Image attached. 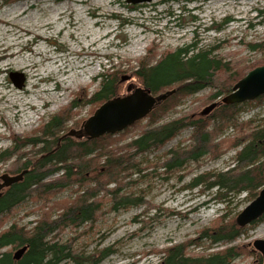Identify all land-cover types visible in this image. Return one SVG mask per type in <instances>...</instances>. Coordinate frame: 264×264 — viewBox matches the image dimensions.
Segmentation results:
<instances>
[{"label":"rangeland","instance_id":"1","mask_svg":"<svg viewBox=\"0 0 264 264\" xmlns=\"http://www.w3.org/2000/svg\"><path fill=\"white\" fill-rule=\"evenodd\" d=\"M78 1L85 2L80 5ZM25 4L32 8L28 17H37V20L31 22L25 17L23 23L25 26L34 25L32 29L35 31L38 30L40 21L54 17L55 11H68L72 16L75 15L72 14L74 9H81L83 16L90 20V10L98 8L106 14L101 19V27L97 28L102 37L95 44H90L86 38V47H83L79 44L82 41V36L79 35L81 31L75 28L71 30L75 32V36L67 30L29 45L27 40L31 36L18 39V30L3 22L16 17ZM252 44L260 45L263 50H252L249 47ZM0 45L11 46L10 51L20 52L17 61H37V69L44 70L47 77L33 87L35 79L29 71L11 66L3 68L15 62V58L0 60V68H3L0 72V93L4 89L12 90L19 97L34 99L39 104L37 109L27 107L25 113L15 117L7 99H0V154H3L28 139L46 140L47 137L41 134L42 127L75 101L78 105L72 110L71 120L61 135L64 137L72 130L79 131L82 124L102 106V103L91 100L101 87L100 76L111 69L118 71L120 96L132 94L136 88H144L135 73L139 69V61L148 54L151 46L159 54L195 47L198 50L212 51L228 64L254 68L264 66V0H155L140 5L129 4L127 0H0ZM40 47L46 51L44 56L36 55ZM82 60L88 66L76 68ZM62 63L67 67V72L60 75L49 74L50 70ZM93 69L95 72H92ZM250 71H245V76ZM13 73L25 77L23 89L16 87L11 80ZM75 76H81L84 82L75 80ZM125 77L129 80L123 82ZM57 81H60L61 87L57 85ZM129 86L133 87L128 92ZM176 88L177 86H173L170 90ZM45 89H51L52 92L41 93ZM215 92L217 90L214 88L205 87L192 95H180L175 99V106L161 114L159 109L162 103L164 105V100L154 110L156 118L161 115L156 124H151V119L154 118L148 116L125 131L111 135L112 140L106 141L109 144L106 145L103 141L99 146L102 150L107 149L106 153L110 151L116 154L113 155L115 158L127 160L135 153L134 149L129 148V144L151 127L156 128L186 117L206 120L213 117L220 108L206 117L201 116V113L227 96L211 100V95ZM164 94L166 92L152 95L158 97ZM261 98L240 105L239 125L225 127L215 142L224 146L227 140L247 136L257 128H263L264 98ZM46 99L54 102L45 105ZM61 99L63 102H60ZM29 118L32 120H28ZM209 122L208 130H212L219 119ZM194 131V128L186 127L164 146L132 156L130 164L123 166L126 168L125 172L119 173L118 185L113 183L107 186V189L114 191L122 182L118 202L121 203L126 197H132L131 201L123 206L119 205V209L115 210L114 202L110 201L111 196L100 193L98 199L103 200V205L97 221L74 227L70 226L72 219L69 217L65 228H58L56 233L49 236L47 241L50 245H57L58 251V247H64L71 257H84L82 264H91L88 262L90 257L97 260L96 264H163L168 257L167 250L181 245L186 247L185 254L191 258H208L233 248L245 249L249 254L240 255L231 264H262L261 255L253 252V243L264 240V221L240 228L238 237L230 242L213 243L210 238L202 237L203 231L215 228L219 219L224 223L236 221L238 215L251 203L248 194H229L220 200L217 188L207 190L205 185L190 187L201 175L220 174L230 170L236 165L237 152L249 141L235 149L227 148L226 145L225 152L219 158H212L208 154L199 162L189 161L181 168L171 170L165 167L171 159V151L192 145ZM41 147L42 145L28 146L7 162H1L0 177L5 173L18 175L19 160H39ZM100 153L98 151L95 158L91 156L88 159H94L91 162L93 167L104 170L108 156H99ZM61 176L62 174H56L48 181L53 182ZM210 181L212 179L208 183ZM90 187L95 186L88 182L83 190H79L78 185L65 190L55 189V195L47 204L43 198L34 194V197L0 216V235L16 226L30 236L44 219L59 220L67 207L79 201L80 196ZM211 233L216 235L215 231ZM17 250L11 246L3 252L13 256ZM107 250L109 253L102 256ZM61 264L75 262L68 259Z\"/></svg>","mask_w":264,"mask_h":264},{"label":"trees","instance_id":"2","mask_svg":"<svg viewBox=\"0 0 264 264\" xmlns=\"http://www.w3.org/2000/svg\"><path fill=\"white\" fill-rule=\"evenodd\" d=\"M172 1L179 2L182 0ZM249 47L254 51L263 50L260 45L252 44ZM254 69V67H240L239 64L225 63L212 51L198 50L195 47L180 48L173 52L159 54L154 46H151L148 48V54L139 61V69L135 76L141 81L143 87L155 96L175 91L164 101V105L161 104L162 107L159 106V110L163 114L169 107L175 106V99L177 100L178 96L192 95L200 92L205 87H212L217 90L211 95V100L229 95L232 92V87L245 77V71ZM100 78L101 87L93 95L91 102L104 104L120 96L121 86L118 71L111 69L102 74ZM173 86H177V88L170 90ZM263 98L264 96L261 99ZM77 105L75 101L74 104L63 109L60 114L52 117L42 127L41 134L43 137H47L46 140L28 139L0 154V163H3L16 154H20L21 149L28 146L37 147L42 145L39 160L29 158L24 162L22 160L17 162L19 166L17 172L19 174L26 170L28 172L23 181L12 185L3 192L0 198V216L9 213L28 198L34 197V194L43 198L47 204L50 198L55 195V189L65 190L70 186L78 185L80 187L78 189L83 190L82 188L88 182L95 187L88 188L80 196L79 201L68 206L65 214L59 220L49 221L44 219L33 229L30 236H27L22 228L16 226L1 234L0 264H61L68 259L75 262V264H82L84 257H71L69 253H66L64 247H58V251L57 245H50L47 241L49 236L56 233L58 228H65L69 217L72 219L70 226L79 227L85 223L94 224L103 205V200L98 199L100 193L111 196L110 201L114 202L113 208L115 210L119 209V205L128 204L127 202L131 201L132 197H126L121 200V203L118 202V193L122 190V182L114 191L107 189V186L118 183L119 173L125 172L126 168L123 166L127 163L130 164L132 156L164 146L186 127H192L195 130L192 136L193 143L189 148H179L170 152L171 159L164 165L168 169L181 168L189 161L199 162L208 154L212 158H219L225 152L224 147L226 145L227 148L235 149L249 141L243 148L241 147V151L237 152L236 165L230 170L220 174L201 175L191 183L190 187L205 185L207 190L217 188L220 200L225 199L229 194L247 193L251 202L259 196L264 188V162H262L264 159V127L257 128L247 136L227 140L224 146L215 142L225 127L239 125L240 105L218 106L215 110L220 109L209 120L200 117L195 119L186 117L156 128L151 127L129 144V148L134 149L135 153L129 156L127 160L125 158H115L113 155L116 154L110 151L106 153L105 150L107 149L102 150L99 146L103 141L106 145L109 144L106 141L112 140L111 135H105L91 141L77 140L72 137L63 138L61 134L66 131L67 123L71 120V112ZM154 110L151 112L152 114L150 113L151 115H148L154 118L151 119V124H156L161 118V115L158 116L160 118L154 116L156 114ZM215 118H218L219 122L213 125L212 130H208L210 127L209 121ZM248 124L245 126H248ZM98 151H101L99 156L103 157L105 154L108 156L104 170L93 167L91 162L94 159H88L91 156L95 158ZM56 174H62V176L53 182H51L52 180L48 181ZM209 179H212V181L208 183ZM89 190L92 192H89ZM95 198L97 199L94 200ZM262 221H264V215L256 223ZM216 224L215 228L203 231L202 237L210 238L213 243L230 242L238 237L240 227L236 221L224 223L222 219H219ZM214 231L216 235L211 233ZM11 246L18 250L27 247V251L20 260H15L11 253L3 252L4 249ZM167 251H163L168 253L164 264H231L240 255L249 254V251L245 249L233 248L208 258H191L186 256L184 245ZM108 253L109 250L103 252L102 256H106ZM88 262L96 264L97 260L90 257Z\"/></svg>","mask_w":264,"mask_h":264},{"label":"water","instance_id":"3","mask_svg":"<svg viewBox=\"0 0 264 264\" xmlns=\"http://www.w3.org/2000/svg\"><path fill=\"white\" fill-rule=\"evenodd\" d=\"M155 0H127L129 4L140 5L152 3ZM11 80L19 89H23L26 79L18 73L11 74ZM125 77L123 82L128 81ZM133 86H129L128 92ZM175 91H170L164 95L154 97L151 92L145 88H136L132 94L119 96L105 102L94 115L85 121L79 131L72 130L63 138L72 137L77 140H95L105 135H115L135 125L138 121L146 118L159 104L169 98ZM264 96V66H260L250 71L234 87L233 91L224 97L220 103H214L208 106L201 116H208L221 104L225 106L242 105L255 101ZM27 170L20 175L12 176L5 173L0 177V198L4 189L23 181ZM264 215V188L259 196L252 201L237 217L236 223L240 228L251 225ZM254 250L262 254L264 258V240H256L253 243ZM27 247L18 250L14 256L15 260H20Z\"/></svg>","mask_w":264,"mask_h":264},{"label":"bare ground","instance_id":"4","mask_svg":"<svg viewBox=\"0 0 264 264\" xmlns=\"http://www.w3.org/2000/svg\"><path fill=\"white\" fill-rule=\"evenodd\" d=\"M85 1H78L80 5H83ZM32 8L25 4L23 5V8L20 10V13L14 17L12 20H3V22L7 26L13 25L18 32L16 35H18V39H21L26 36H31V39L27 40V43L33 44L38 42V40L44 39L47 36H53L56 33H63L64 31H69L72 35L75 36V32H72L71 30L77 28L76 30L81 31L79 34L80 37L82 36V41L79 42L80 45L83 47H86V38L89 39L90 44H95L99 41V39L102 37L99 34V27H101V19L106 16L105 13H102L99 11L98 8L90 10V20H88L86 17L83 16V10L74 9L72 15L70 16L68 11H55L54 17L47 18L46 20L40 21V26L37 31L33 30L34 25L32 26H25L23 23L25 20L23 18L28 17L30 10ZM77 16V17H74ZM28 19L31 20V22H34L37 20V17H28ZM92 20H95L92 22ZM78 27H80L78 29ZM79 35H76L77 38H79ZM85 36V38H84ZM150 48V47H149ZM11 46H1L0 45V60L2 59H10L15 58L16 61L13 63H10L8 66H4L3 68L7 67H19L20 69L27 70L30 72L31 76L35 79V82L33 83V87H36L43 79H46L44 75V70H38V62L33 59H21L17 61V58H20V52H12ZM45 49L43 47H40L37 49L36 55L44 56ZM52 60V59H51ZM59 63L58 61L56 62ZM81 64V66H78ZM79 64L76 65V68H85L88 66V64L85 63L84 60L79 62ZM3 68H0V72L3 71ZM67 70V67H64V64H60L57 66L56 69L50 70L49 74H57L60 75L64 71ZM48 71L47 69L45 70ZM67 72V71H66ZM92 72H95L93 69ZM84 76V75H83ZM74 78V77H73ZM75 80H80V82H84L83 78L81 76H75ZM1 85V84H0ZM57 85L61 87L60 81H57ZM25 87V86H24ZM58 90V88H57ZM60 91V89H59ZM51 93V89H45L42 90L41 93ZM29 93V91H28ZM0 99H7L8 104H10L11 110L14 111L15 117L21 116L25 111L26 108L29 107L31 109H37L39 107V104L34 100H25L24 98L19 97L16 93H14L12 90H5L1 91L0 93ZM53 100L46 99L45 105L53 103ZM60 102H63V99H61ZM32 120V119H28ZM20 175V174H18ZM3 195V191L1 192ZM2 197V196H1Z\"/></svg>","mask_w":264,"mask_h":264},{"label":"flooded vegetation","instance_id":"5","mask_svg":"<svg viewBox=\"0 0 264 264\" xmlns=\"http://www.w3.org/2000/svg\"><path fill=\"white\" fill-rule=\"evenodd\" d=\"M18 251V250H17ZM253 252H255L254 250H253ZM16 254V253H15ZM15 254L13 255V258H14V256H15ZM260 254V253H259ZM261 255V254H260ZM261 257H262V264H264V258H263V256L261 255ZM164 264V263H163Z\"/></svg>","mask_w":264,"mask_h":264}]
</instances>
